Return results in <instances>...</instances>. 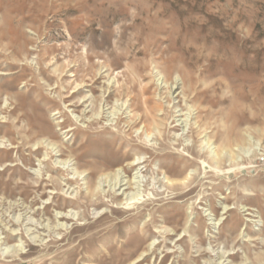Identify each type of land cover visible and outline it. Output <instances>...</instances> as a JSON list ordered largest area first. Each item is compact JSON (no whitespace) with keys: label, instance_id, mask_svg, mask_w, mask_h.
<instances>
[{"label":"rangeland","instance_id":"1","mask_svg":"<svg viewBox=\"0 0 264 264\" xmlns=\"http://www.w3.org/2000/svg\"><path fill=\"white\" fill-rule=\"evenodd\" d=\"M0 264H264V0H0Z\"/></svg>","mask_w":264,"mask_h":264},{"label":"bare ground","instance_id":"2","mask_svg":"<svg viewBox=\"0 0 264 264\" xmlns=\"http://www.w3.org/2000/svg\"><path fill=\"white\" fill-rule=\"evenodd\" d=\"M66 166V164H64ZM132 166H136L133 162ZM138 173L135 172L134 177L132 180H124L120 173L116 174L114 185L110 188V194H112L113 198L117 201H120V208H123L124 205L129 204L131 199L134 198V195H127L126 192L128 190L133 189L134 186H139V181H136L139 177L137 176ZM101 189V188H100ZM135 189V188H134ZM109 194V193H108ZM125 196V198H123ZM121 200H125L126 202H122ZM71 215L69 214H57V219L67 220L70 219Z\"/></svg>","mask_w":264,"mask_h":264}]
</instances>
